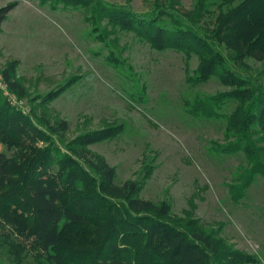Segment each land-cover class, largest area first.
<instances>
[{
    "label": "trees",
    "instance_id": "trees-1",
    "mask_svg": "<svg viewBox=\"0 0 264 264\" xmlns=\"http://www.w3.org/2000/svg\"><path fill=\"white\" fill-rule=\"evenodd\" d=\"M38 1L84 10L104 42L119 29L158 51L196 56L199 65L187 82L200 85L215 77L227 90L186 100L185 109L196 119L226 121L227 143H216L212 151L245 156L248 167L230 187L233 201L244 199L264 177V68L254 75L247 64L251 59L264 66V0H218L211 27L202 24L211 0H196L192 10L182 8L181 0H158L148 13L102 0ZM16 6L0 7V35ZM109 61L122 68L116 54ZM17 64L2 72L9 90L23 100L28 91L16 77ZM231 105L232 112H224ZM28 110L17 109L0 91V145L12 152L0 154V216L20 222L19 241L0 222V248L14 264H24L27 256L35 264H260L213 231L172 221L166 202L139 196L144 181L118 184L115 167L89 146L115 138L122 126L66 141L67 121L52 122Z\"/></svg>",
    "mask_w": 264,
    "mask_h": 264
},
{
    "label": "rangeland",
    "instance_id": "rangeland-1",
    "mask_svg": "<svg viewBox=\"0 0 264 264\" xmlns=\"http://www.w3.org/2000/svg\"><path fill=\"white\" fill-rule=\"evenodd\" d=\"M102 1L148 13L158 0ZM195 1L181 0V6L192 10ZM14 2L17 6L0 35V72L18 62L16 77L28 91L21 101L24 106L52 122L67 121L66 141L122 126L115 138L89 146L115 167L118 184L144 181L139 196L166 202L172 221L189 223L203 233L213 231L226 246L264 264V177L257 178L244 199L233 201L230 187L248 167L245 156L212 151L216 143H227L226 121L196 119L185 109L186 100L227 88L215 77L200 85L187 82L199 65L196 56L187 59L173 49L158 51L119 29L107 32L110 41H102L84 10L63 5L53 9L38 0H0V7ZM218 3L211 0L202 23L206 27L212 26ZM106 26L105 20L101 27ZM111 53L122 61V68L111 64ZM247 64L254 75L264 68L251 59ZM233 107L224 112L231 113ZM1 153L12 154L2 144ZM0 222L20 240L18 218L0 216ZM0 264H14L4 248ZM24 264H35L32 256Z\"/></svg>",
    "mask_w": 264,
    "mask_h": 264
},
{
    "label": "built area",
    "instance_id": "built-area-1",
    "mask_svg": "<svg viewBox=\"0 0 264 264\" xmlns=\"http://www.w3.org/2000/svg\"><path fill=\"white\" fill-rule=\"evenodd\" d=\"M0 91L2 92L3 96L9 101L10 104L17 107V109L22 110L23 112H28V108L24 106L21 102L22 100L18 99V97L12 93L8 85L4 79L3 72H0Z\"/></svg>",
    "mask_w": 264,
    "mask_h": 264
}]
</instances>
